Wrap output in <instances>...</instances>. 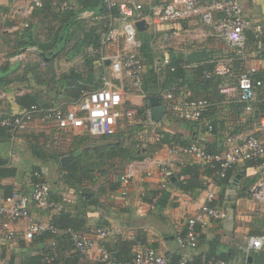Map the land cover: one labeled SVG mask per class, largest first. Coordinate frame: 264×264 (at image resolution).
<instances>
[{"label":"built area","instance_id":"1","mask_svg":"<svg viewBox=\"0 0 264 264\" xmlns=\"http://www.w3.org/2000/svg\"><path fill=\"white\" fill-rule=\"evenodd\" d=\"M41 5L42 0H29L23 10L30 13ZM104 5L107 9L117 8L118 14L108 13L107 20L98 33L97 45L88 49L89 56L95 58L102 68L100 86L83 90L76 100L61 101L47 108L31 106L28 109L11 112L0 105V124L8 129L12 138L25 130L26 125L33 122V117L38 120L39 128L45 131L47 128H56L73 134L86 132L91 136L116 132L118 122L124 119L126 125L141 127L133 133L136 145L141 147L158 141L164 132L175 134L172 125L178 120L198 121L214 102L194 97L191 90L183 84H173L168 88L157 86L155 92H148L143 88L148 64L147 59L144 56L142 58L140 54L143 41L135 26V23L142 19L152 26L147 41L156 49L155 57L149 63L157 76V84L158 76L166 67H170V70L175 69L174 65L169 66L170 56L181 55L186 59L189 47L195 44L196 40L217 37L226 43L232 53L215 58L212 69L205 71L204 77L210 78L215 75L235 78V83L218 84L217 92L220 97L218 105L224 107L231 104L241 105L245 114L252 111L257 102V89L261 81L253 78L256 68L251 63L247 64L250 60L245 30L250 27V22L239 0H164L153 3L146 9L138 0H104ZM62 7H66V4L63 3ZM195 17L200 19V26L194 28L184 26L186 21ZM78 18L91 23H98L101 20V17L95 15L92 10H83ZM254 40L256 49L261 50L263 34L260 31L254 33ZM179 44L182 45L181 48H178ZM27 50H35V47H28ZM188 62L182 63L181 66L192 67L190 64L192 62ZM131 87L143 101L142 104L132 102L126 106L128 98L125 94ZM150 96H157L165 108L159 120L151 116L148 101ZM2 98L3 94L0 93V102ZM123 104L125 108L120 111L119 108ZM241 121H246V118ZM225 143V149L208 152L197 142L182 145L171 141L156 154L145 156L142 160L151 161L157 166L161 189L168 184L170 175L168 169L175 160L174 155L188 156L201 168L215 166L216 174L220 178H224L236 164L247 160L263 166L264 114H261L247 131L227 135ZM177 160L179 166L184 164L182 158ZM147 174L150 172L147 171ZM134 176L135 167L127 165L118 177L119 196L124 197L128 193ZM49 191V184L40 181L34 182L28 193L13 189L5 194L0 188V240L14 238L15 233L10 226L14 222H26L23 238L29 241L48 229L56 232V229L41 218H33L30 214V203L39 210L61 209L60 205L49 199ZM255 195L264 202V180L258 183ZM214 197V190L208 189L205 201L193 214L185 218V234L176 236L177 247L180 250L197 247L199 229L206 225L207 219L216 221L225 218V210L211 204ZM67 232L75 251L102 264H188L186 256L171 260L148 245L136 248L129 260H114L102 245L108 236V230L104 226H91L84 232L67 229ZM263 247L264 234L249 237L247 249L259 250ZM53 258L46 256L43 264H52ZM202 264L247 263L213 257Z\"/></svg>","mask_w":264,"mask_h":264},{"label":"crops","instance_id":"2","mask_svg":"<svg viewBox=\"0 0 264 264\" xmlns=\"http://www.w3.org/2000/svg\"><path fill=\"white\" fill-rule=\"evenodd\" d=\"M28 1L0 0V65L5 64L8 60L10 63L20 64L17 73L24 74L21 70L23 66L26 69L24 70L25 73H27L24 74L26 79L21 80L18 78L9 85V90L0 91L3 97L7 96L4 99L5 102L7 101L12 109L17 110L18 106L15 104V98L25 93L40 94L42 99L56 102L70 99L71 97L66 93H69L68 90L71 89L69 86L76 84V82L87 85L91 89L98 88L102 68L96 63L97 61L91 66H82L81 55L88 52L89 47H84L85 49L79 47L78 37L73 39L60 53L56 51L49 55L51 50H48L43 60H40L36 55V48L35 50L25 49L28 45L24 47V43L34 40L36 32L45 30L42 20L46 22L50 20L48 16L44 18L43 13L40 12L41 10L26 13L23 9ZM138 1L146 9L153 3L164 0ZM239 1L243 5L244 14L250 22V27L245 30L246 46L250 60L247 64L251 63L257 72L264 74V41L262 49L257 50L254 40L256 31H260L264 37V0ZM101 21H103V18H101ZM91 24L98 25V23ZM181 25L182 23L179 24V26ZM184 26L188 28L200 26V19L195 17L186 21ZM151 28V25L146 24L145 29L139 31V36L143 40L140 54L142 53L147 62H152L156 53L155 47H151L147 41ZM181 46L179 44L178 48H181ZM197 49L205 51V58L200 62L202 64L211 62L213 65L215 58L228 56L232 53L226 43L217 37L196 40L195 44L189 47L188 52ZM9 53L13 54L7 57ZM20 53L21 55H19ZM28 63L31 65L38 63L39 68L43 71H46L47 65L48 69H52L51 90L47 87L48 85H44L45 83H39L35 80L32 67H26ZM152 70L151 66L150 72H146L147 77L144 87L148 92H155L157 86L159 87V83L156 84L155 79L151 78V76L153 77ZM216 77L221 78L220 83H235V78L230 76ZM132 94V102L143 103L135 91ZM208 96L214 102L220 100L219 95H214L213 91L209 92ZM257 102L248 114H245L244 107L241 105H238L239 109L234 108L235 110H231L232 113H230L229 110L232 107H224L219 104L218 109L220 111L216 113L218 118L221 119V122L218 123L219 134L209 133L204 128L205 124L208 123L205 119L204 122L202 121L203 126L201 124V126L196 127L195 124L187 123L184 126L179 124L178 128L172 127L176 132H181L183 134L182 138L187 141L195 138L206 148L221 151L226 148L227 135L247 131L250 129L251 124L256 122L261 114H264L261 113L258 117L255 116L254 111ZM211 114L208 116H211ZM243 118H246V121H241ZM23 132H18L13 141L0 140V158L8 160L10 165L16 167L15 175L0 178V184L12 185L13 189L26 186L27 190L30 191L32 185L31 177L28 175L29 172L20 169L19 166L13 163L14 160L22 158L21 156L25 157L28 164H30L28 160L33 161L29 150L20 146L24 140ZM173 158L175 160L168 169L171 178H169L170 180H168V184L164 189L159 187L160 175L157 166L153 162L134 160L127 163L126 166L133 165L135 167V176L128 188V193L124 197L119 196L120 184L117 189L112 191L102 188V192L97 198L100 202L99 205L92 207L86 213V222L82 227L88 229L91 226H104L108 230L105 241L109 243L113 242L115 235H120L123 239H134L136 235H139L145 245L153 247L158 253L171 260H177L181 256H186L188 259L198 257L202 259L208 253H213L221 254L226 259L237 263L264 264V247L259 250L247 249L250 236L264 234V202L260 201L255 192L252 191L261 180H264V165L260 166L248 160L240 162L231 169L228 179L219 183H217L218 179L213 173L214 170L207 174L205 169L200 168L199 178L203 180L206 187L197 190V192L195 191L196 193L192 195L188 191L182 190L176 183L179 179H182L180 172L182 166L187 163L192 164V160L188 156L180 155H174ZM180 158L184 162L182 166L177 164L179 162L177 159ZM147 171L150 174H147ZM172 177H174V180H172ZM208 189L214 190L213 202L225 210L226 216L224 219L216 221L207 219L206 225L199 229L197 247L180 250L177 247L176 236L184 230L185 218L193 214L205 201ZM92 190H97V188L93 187ZM65 198L67 200L74 198L75 200L77 196H74L72 192H65ZM60 207L62 208L61 205ZM29 208L33 218H41L46 223H49L51 216L59 211L52 209L39 210L33 203H30ZM10 226L14 230V238L7 241L0 240V264H6L11 254L19 256L20 253L25 251L33 254L37 248V245H33L31 241L23 238L26 222H14ZM47 243L48 241H45L43 245H47ZM139 246L144 245L136 244L133 250L139 248ZM73 251L75 250L73 249ZM113 254L116 255L115 252Z\"/></svg>","mask_w":264,"mask_h":264},{"label":"trees","instance_id":"3","mask_svg":"<svg viewBox=\"0 0 264 264\" xmlns=\"http://www.w3.org/2000/svg\"><path fill=\"white\" fill-rule=\"evenodd\" d=\"M63 3L66 4V7H61ZM35 10H41L40 12L43 13L44 18L48 16L50 20L48 22L42 20L45 30L36 32L34 40L27 41L23 45L24 47L28 45L25 49L34 46L36 48V55L40 60L45 58L48 50H51L49 55H52L56 51H59V53L62 52L69 43L77 37L79 38V47H95L97 45L98 33L107 20L108 13L118 14V10L115 7L107 9L104 5V0H42V5ZM83 10H92L95 15L103 18V21L98 22V25L95 26L91 24V21L79 19L78 15ZM80 36L82 37L80 38ZM11 54L13 53H9L7 57ZM81 56L83 67L91 66L96 62L95 58L89 56V52H85ZM141 56L143 58L142 53ZM186 61L187 60L182 58L181 55L170 56L169 66L174 65L175 69L170 70V67H166L162 71L158 79L159 87L168 88L173 84H183L191 90L194 97H204L214 102L213 99L209 98L208 93L213 91L214 95L218 94L217 86L221 82V78L215 75L210 78L204 77V72L212 69V63L205 62L202 64L200 62H192L190 63L194 64L192 67L183 68L181 64ZM146 63L148 64V73L151 70V65L147 61ZM28 66L32 67L35 80L39 83H45L44 85H48L47 87L51 90L52 69H48L47 65L46 71H43L39 68L38 63H34L33 65L28 63L26 67ZM19 68L20 64L10 63L8 60L5 64L3 63L0 65V91L9 90V85L18 78L21 80L26 79L24 78V74H27L24 71L26 70L24 69L25 67L23 66L21 68V70H23L22 72H24L22 75L21 73H17ZM82 73H84V71H82ZM151 78L154 79L152 76ZM253 78L261 81L257 89L258 102L254 111L255 116L258 117L261 113H264V74L255 71L253 73ZM179 79L181 81H179ZM157 82L158 81H156V84ZM69 87L71 91L68 90L69 93L67 92L66 94L71 98L66 101L78 99L82 91L89 88L87 85L79 84V82ZM143 88L147 90L144 85ZM6 98L7 96L3 97L0 105L11 112L28 109L31 106L47 108L61 102V100L56 102L45 100L42 99V95L29 92L15 98V104L18 106V109L14 110L7 104V101L5 102L4 99ZM230 107H232L229 110L230 113H232L231 110L239 109V106L234 104H231ZM218 111H220V109H218V102H214V104L208 107L207 111L198 121L187 122L178 120L177 122L182 123L183 125L180 124L181 126L192 123L197 127L201 126V124L203 126V120L205 119L208 123L205 124L206 126H204V128L207 129L209 133L219 134L220 129H218V123L221 122V119L216 115ZM211 113L215 115L212 116ZM210 114L211 116H208ZM32 120L33 122L26 125V129L23 130L24 132L22 133V135L24 134V141L28 145L27 149L33 158V161L30 163L32 165L31 171L29 172L31 185L36 181L48 183L50 187L49 199L60 204L62 208L51 216V220L48 223L56 229V232L48 229L42 234L33 237L30 241L33 245H37L35 252L30 254L25 251L20 253L19 256L11 254L6 264H43L46 256L54 257L52 264H102L101 262L84 257L77 251L73 252V245L67 229L78 232L87 230V228L82 227L86 222V213L90 211L92 207L99 205L100 202L97 198L102 192V188H107L110 191L118 188V177L126 168L127 163L134 160H142L145 157L144 154L152 156L163 148L165 144L171 141L182 145H187L191 142L201 143L195 140V138L187 141L185 138H182L183 134L181 132H175V134L164 132L158 141L147 143L145 147L141 148L139 145H136L137 141L133 138L134 131L140 129V126L124 125L122 128H117L116 132L112 134L91 136L86 132L83 134H73L69 131L56 128H47L45 131L39 128L38 120H35L34 117ZM67 134H72V137L64 148L65 151L60 152L55 150L56 148L50 150L46 147V145H48L47 141V144H39V137L50 139V143H53L54 139H58ZM15 138H12L8 129L0 124V140L13 141ZM204 149L208 152H217L205 146ZM65 155H71V159L62 163L60 158ZM50 165L55 166V178H48L46 175L45 169ZM200 168V166L194 163L183 165L180 171L182 179L176 182L177 185L182 190L184 189L192 195L195 194L197 190L204 189L206 185L203 180L199 178ZM203 169H205L207 174L214 170L213 173L218 179L217 183L226 181L231 171L230 169L224 178H220L216 174L215 166L203 167ZM15 173L16 167L10 165L8 160L0 158V178L13 176ZM111 176L116 177L113 180ZM169 178H171V175ZM50 184L52 186H50ZM93 187L97 188V190L93 191ZM0 188L5 194L13 190L12 185L9 184H0ZM18 189L23 192H30L27 190L26 186H21ZM65 192H72L74 196H77V199L75 198L74 200L73 198L72 200H67V198H65ZM211 204L213 205L214 202H211ZM185 231L184 229L179 235H184ZM45 241H48L47 245H43ZM139 243L145 245V242L139 238V235H136L134 239H123L120 235H115L112 243L103 241L102 245L111 254L110 256L114 260L125 261L133 256V248ZM114 252L116 255L113 254ZM213 257L228 260L221 254L208 253V255L202 259L199 257L188 259V264H202L204 261Z\"/></svg>","mask_w":264,"mask_h":264},{"label":"rangeland","instance_id":"4","mask_svg":"<svg viewBox=\"0 0 264 264\" xmlns=\"http://www.w3.org/2000/svg\"><path fill=\"white\" fill-rule=\"evenodd\" d=\"M152 72H153V77H154V79H155V81H156V79H157V76H156V74L154 73V71L152 70ZM162 73V72H161ZM158 78H159V76H158ZM127 84H130L129 82H127ZM133 88L131 87V89H129V90H127V92H126V94H125V97L126 98H128L127 99V102H126V106H128V105H131V103H132V101H131V98L133 97V92H134V90H132ZM125 108V104H123L120 108H119V110L120 111H123V109ZM179 124H181V125H183L182 123H179V122H175V123H173V127L174 128H178V126H179ZM124 125H126V122H125V120L124 119H121L119 122H118V128H122ZM194 126V125H193ZM35 131V130H34ZM26 134V133H25ZM24 135V134H23ZM74 136V135H73ZM71 137H72V134H67V135H64V136H62V137H60V138H58V139H54V142L53 143H50L51 142V140L50 139H46V138H42V137H39L38 138V140H39V144H43V143H46V141L48 142V145H46V147H48L50 150L51 149H54V148H56L55 150H58V151H65V147H66V145H67V143L71 140ZM23 140V139H22ZM22 148H27V143L23 140L22 141V143H21V145H20ZM143 147H145V145H143V146H141V148H143ZM28 150V149H27ZM31 154V153H30ZM145 156H150V155H148V154H144ZM32 156V155H31ZM22 158H19L18 160H14L13 161V163L15 164V165H17V166H19L20 167V169L22 168V169H24V171H28V172H30L31 171V167H32V165L31 164H28V163H26V159H25V157H23V156H21ZM28 161H30V163H31V160H28ZM45 169V168H44ZM45 172H46V175H47V177L49 178V177H56V171H55V166L54 165H50V166H47V169H45ZM124 172V171H123ZM122 172V173H123ZM29 175V174H28ZM116 176H111V178L114 180V178H115ZM50 186H52L51 184H50ZM18 188H20V187H17V189ZM72 251H73V249H72ZM74 252V251H73Z\"/></svg>","mask_w":264,"mask_h":264},{"label":"water","instance_id":"5","mask_svg":"<svg viewBox=\"0 0 264 264\" xmlns=\"http://www.w3.org/2000/svg\"><path fill=\"white\" fill-rule=\"evenodd\" d=\"M135 26L138 31H142L146 27L145 21L139 20L135 23ZM205 58V51L203 49H197V50H192L186 54V60L189 62H201ZM149 104H150V111H151V116L155 120H159L163 113L165 112L164 106L160 104V100L157 96H150L148 98ZM71 159V155H65L60 158L61 162L64 163L67 160ZM172 180H174V177H172ZM255 192V188L252 190Z\"/></svg>","mask_w":264,"mask_h":264}]
</instances>
